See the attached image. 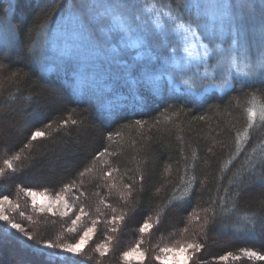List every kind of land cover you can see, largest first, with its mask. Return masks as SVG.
Instances as JSON below:
<instances>
[{"label":"trees","instance_id":"trees-1","mask_svg":"<svg viewBox=\"0 0 264 264\" xmlns=\"http://www.w3.org/2000/svg\"><path fill=\"white\" fill-rule=\"evenodd\" d=\"M70 2L0 0V64L5 66L0 69V167L4 159L16 153L21 155V161L14 162L17 170L6 171L0 177V196L8 195L19 202L26 215L31 214L38 221L44 238H53L67 226L69 218L32 213L30 198L20 188L31 187L37 191L46 188L53 194L63 184L77 180L78 173L92 163L96 153L108 146L120 153L111 158L120 174L143 173V191L137 182L130 205H125L115 191L109 197L105 187L97 188V183L103 184V181L92 180L107 169L98 164L93 173L84 177L81 190L87 193V199H80L90 210L99 202L97 192L118 209L131 207L132 210L120 231L113 234L115 239L106 257L101 258L94 251L95 244L104 239L105 226L101 223L94 239L85 247L87 255L80 257L77 264H124L121 253L140 238L139 224L163 209L158 228L143 237L142 247L149 253L146 264H152L151 256L159 247L172 245L181 238L179 233L187 223L188 214L194 208H208L211 199L218 195H227L229 212L221 215L217 209L218 215L210 226L200 260L215 264L214 257L228 251L236 254L243 247L264 251V224H258L250 233H237L233 228L245 223L240 219L244 213L264 216V125L257 121L249 130L250 138L242 144L240 154L231 164H226L235 153L236 132H242L246 123L244 107L237 105L235 98L244 100L245 94L253 90H258V95L264 94V80L240 83L242 78L236 77L232 90L210 89L203 95H194L180 83L183 79L180 74L171 72L172 67L164 66L162 59H154L155 52L151 53L153 58L138 57L136 49L112 53L110 42L97 34L92 39L104 46L108 57L87 54L79 60L82 63L86 60L90 69L88 76L95 80V91L87 96L76 95L70 83L75 75L73 70H78L76 59H55L48 54L47 70H42L35 56L29 53V48L38 53V48L45 46V30L49 34L57 30L65 32L61 28L62 13ZM254 2L258 4L260 0ZM41 24L44 29L40 28ZM158 75L162 83L154 82ZM100 105L105 106L103 112ZM108 109L114 114L109 116ZM173 113L176 115L171 121L165 119ZM201 116L205 119H199ZM65 118L76 119L78 123L57 131V125ZM136 120L146 123L141 127L133 123ZM49 123L52 127L45 128ZM36 128L47 135L30 141L31 132ZM118 130L123 134L122 139L110 144L107 133ZM186 166V179L196 177L190 198L165 208L173 188L180 185ZM114 175L119 182V175ZM124 182L130 181L126 178ZM232 205L235 211H231ZM99 206L106 217L111 215L110 209ZM15 219L25 227H36L18 214ZM188 227L186 235L190 237L197 228L195 224ZM0 264H39V257L15 240H0ZM227 264H264V261L229 259Z\"/></svg>","mask_w":264,"mask_h":264},{"label":"snow or ice","instance_id":"snow-or-ice-1","mask_svg":"<svg viewBox=\"0 0 264 264\" xmlns=\"http://www.w3.org/2000/svg\"><path fill=\"white\" fill-rule=\"evenodd\" d=\"M61 7L64 8L63 5ZM62 20L61 28L69 36L92 39L98 34L104 40L116 41L119 45L109 49L112 53L136 49L139 50L138 57L148 55L153 58L151 53L155 52L154 59L170 63L182 75L191 72V76L181 79L180 83L194 95H203L210 89L224 92L232 90L236 86L237 76L242 78L240 83L264 80V0H260L258 4L254 0H71L64 8ZM40 28L44 29V24H41ZM44 35L47 37L49 32L45 30ZM29 53L35 56L42 70H47L49 54L47 40L38 53L33 48H29ZM62 55L69 59L79 58L82 55L81 46L73 44L66 48ZM77 64L78 70H73L75 75L70 80L74 94L79 96L93 94L95 80L88 76L90 69L86 60L82 63L78 59ZM4 67L0 64V69ZM15 75L17 74L13 73V76ZM257 93L258 90L246 93L244 100L240 97L235 98L236 104L244 107L246 123L242 132H236L235 153L226 164H231L240 154L242 144L250 138L249 130L256 126L257 121L264 125V94ZM100 107L103 112L105 106ZM113 114L112 110L108 109V115ZM174 115L176 114L167 115L165 119L171 121ZM120 118L117 116V119ZM199 119L203 120L205 117L201 116ZM77 123L76 119L65 118L59 122L56 130ZM133 123L142 127L146 121L136 120ZM51 127V123L45 125V128ZM46 135L45 131L36 128L31 132L30 141H36ZM122 135L119 130L110 131L106 139L110 144H115L122 139ZM27 147L29 145H25V148ZM119 154L117 151H111L108 146L104 147L96 153L92 163L78 173L77 180L63 184L58 191L53 190L52 195H49L46 188L39 191L31 187L20 188L25 196L30 197L32 213L52 215L58 213L61 217L70 219V223L63 231L53 238H44L38 221H34L31 214L26 215L19 202H14L8 195L0 196V240H15L17 244L31 249L39 257V264H77L80 257L87 255L85 247L94 239L98 225L103 223L104 239L95 244L94 251L101 258L106 257L115 239L113 234L120 231L132 208L118 209L108 202L105 195L97 192L99 202L90 210L80 199V197L87 199V193L81 189L84 177L93 173L99 164L102 169L107 170L102 171L99 177H92V180L104 182L97 183V188L105 187L106 195L109 197L115 191L120 201L130 205L137 182L143 191L144 175L139 172L135 176H129L127 171L120 174L119 167L113 166L111 159ZM195 156L196 153L193 152V157ZM18 161H21L20 153L4 159L3 166L0 167V177L9 170L15 172L17 169L14 162ZM187 171L186 166L185 174L180 178V185L173 188V194L165 208L176 206L190 198L196 177L193 175L186 179ZM114 174L119 175V182L117 175ZM126 178L130 182L125 183ZM224 192L225 194L228 192L227 187ZM235 195L238 197L240 193L237 192ZM38 197L44 198L45 202L38 203ZM101 204L110 209V216L106 217L101 211L99 206ZM227 204V195H218L211 199L208 208H194L188 214L185 227L180 230L181 238L172 245L159 247L158 252L151 256L152 264H198V262L205 264L200 260V253L207 246L208 232L216 221L217 209L221 215L228 213ZM74 208L76 211H73ZM231 211H235V205H232ZM15 214L36 227H25L24 224L17 222ZM163 215L164 210L161 209L154 217L147 216L139 224L140 238L121 253L124 264H146L149 253L142 247L143 237L150 236L158 228ZM240 219L245 223L233 225L237 233H250L258 224H264V216L257 213H244ZM189 224H195L197 228L190 237L186 235L189 232ZM245 258L256 262L264 261V251L243 247L238 249L236 254L228 251L214 257L213 261L215 264L219 262L227 264L229 259L240 261Z\"/></svg>","mask_w":264,"mask_h":264},{"label":"rangeland","instance_id":"rangeland-1","mask_svg":"<svg viewBox=\"0 0 264 264\" xmlns=\"http://www.w3.org/2000/svg\"><path fill=\"white\" fill-rule=\"evenodd\" d=\"M48 36H49L48 37L49 41H47L48 52H49V55H52L53 58H55V59H61V57H63V59H67L68 57H64L62 54L66 48L71 47L73 44H78L81 46L82 55L79 58L73 57L71 59L81 60L87 54H90V55L99 54V57H101L102 54H104L105 57H108V52L104 51V46L100 45L99 43L94 42V39H92L91 41H88V40L84 39L83 37H72V36H69L68 34H66V32H59L58 30L50 33ZM46 40H47V37H46ZM110 44H111V48L118 46L116 41H111ZM41 47H44V45H41L38 49H40ZM38 52H39V50H38ZM103 52H105V53H103ZM140 58H144V57H140ZM163 64L166 67H172L171 72L176 73L177 76L180 74L179 76H181L182 78H187L188 76H191V74H192L191 72H187L184 75H182L170 63L166 64L163 61ZM201 70H203V69H201ZM237 77H239V76H237ZM129 78H131V76H129ZM152 78H154V77H150V80H152ZM154 79H155L154 82L160 81V83H162L160 75L156 76V78H154ZM155 88H156V85H155ZM49 195H52V194H49ZM37 200H38V203L45 202L44 198H42V197H38ZM69 223H70V219H69ZM111 248H112V246H111Z\"/></svg>","mask_w":264,"mask_h":264}]
</instances>
